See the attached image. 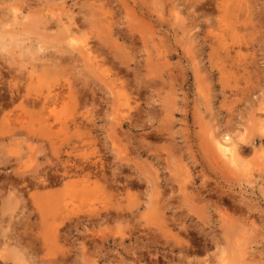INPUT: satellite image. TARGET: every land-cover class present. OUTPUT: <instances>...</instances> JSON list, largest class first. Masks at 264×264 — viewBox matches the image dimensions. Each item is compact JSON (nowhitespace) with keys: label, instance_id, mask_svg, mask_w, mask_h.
I'll list each match as a JSON object with an SVG mask.
<instances>
[{"label":"rangeland","instance_id":"rangeland-1","mask_svg":"<svg viewBox=\"0 0 264 264\" xmlns=\"http://www.w3.org/2000/svg\"><path fill=\"white\" fill-rule=\"evenodd\" d=\"M0 1V264H264V0Z\"/></svg>","mask_w":264,"mask_h":264},{"label":"bare ground","instance_id":"bare-ground-1","mask_svg":"<svg viewBox=\"0 0 264 264\" xmlns=\"http://www.w3.org/2000/svg\"><path fill=\"white\" fill-rule=\"evenodd\" d=\"M1 2V1H0ZM241 3H243V1L241 2ZM248 4V3H247ZM241 5V4H240ZM246 5V4H245ZM249 5V4H248ZM239 6V5H238ZM250 7V6H249ZM245 8V7H244ZM1 9H2V7H1ZM251 9V8H250ZM1 11V10H0ZM3 11H4V9H3ZM245 11V10H244ZM249 11V10H248ZM251 12V11H250ZM2 13V11L0 12V14ZM15 15L17 16V14L15 13ZM4 18V17H3ZM3 18H2V20H3ZM5 21V20H4ZM3 21V22H4ZM6 21H7V19H6ZM1 22V21H0ZM57 23V26H59L60 27V29H61V31H62V33H64V34H62L63 35V38L64 39H68V41L71 43V41L73 40V38L75 37V33L76 32H74L75 30L72 28V25H70V23L69 24H65L63 21H57L56 22ZM1 24V23H0ZM72 24V23H71ZM2 26H0V28H1ZM78 27V26H77ZM109 27V26H108ZM79 29V28H78ZM77 29V30H78ZM108 29H110V27L108 28ZM2 31V29L0 30V32ZM102 37L100 36L99 37V39H101ZM20 40V39H19ZM23 40V39H22ZM102 40V39H101ZM20 43V42H19ZM31 43V44H30ZM30 43H28V44H26L25 46L27 47V48H32V47H34L35 46V48H37V49H40L42 46H37V45H34L32 42H30ZM95 44L94 45H97L96 44V42H94ZM101 43V42H100ZM99 43V44H100ZM5 44V42H4V40H3V36L0 34V48H4L3 47V45ZM23 44V43H22ZM30 44V45H29ZM93 45V44H92ZM94 45H93V47H94ZM99 47V46H98ZM97 46H95V49L96 48H98ZM22 48H25V47H22ZM94 49V50H95ZM99 49H100V47H99ZM99 49H96L97 51H99ZM79 50H80V52H82V54L84 53L85 55H86V57L87 58H89V60H92L93 62H91L90 63V65L92 64L93 65V69L94 68H96V67H98V68H100V66L102 67V65H101V61H99L98 59H97V57H98V55H95L93 52H95V51H93V48H92V46L91 45H89V43L88 42H86V43H84V45H82L81 47H79ZM24 51H28V50H25L24 49ZM240 51V50H239ZM22 52H23V50H22ZM45 53V52H44ZM238 54V53H237ZM43 55V54H42ZM41 55V59L44 61V62H42L41 60L39 61V63L40 64H37L36 65V63L34 64V68L35 69H32L31 71H29V73L27 74V75H29L30 76V79H31V82H30V80H28L27 79V77L28 76H26L25 78H26V80H28L30 83L28 84V82L26 83V84H28L27 85V89H29L32 85H33V82H35V81H38V80H40V77H43V76H45V75H43V74H45V73H43V74H41V72L40 71H38L39 69H41L42 68V70H45V68L46 67H49V66H51V67H53L52 65L54 64V66H57L58 64L56 63V62H54V61H52V59H50V61H52V62H54L52 65L51 64H49L50 62H48V61H45L46 59H44V58H46V57H44L43 58V56ZM239 55H240V53H239ZM50 58V57H49ZM84 60V59H83ZM85 61V60H84ZM86 62H87V64H88V61L86 60ZM97 64V65H96ZM104 64V63H103ZM89 65V66H90ZM95 65H96V67H95ZM54 68V67H53ZM52 68V69H53ZM98 68H96V69H98ZM47 69V68H46ZM92 69V70H93ZM55 70H56V68H55ZM95 70V69H94ZM93 70V71H94ZM103 71H104V68L102 69ZM46 71V70H45ZM49 71V70H48ZM107 71H108V69H107ZM47 72V71H46ZM107 73V72H106ZM47 75V74H46ZM108 75V74H107ZM2 77H3V73L1 72V70H0V78L2 79ZM118 77V76H117ZM107 78H108V76H107ZM115 78V77H114ZM23 79V78H22ZM38 79V80H37ZM105 79L106 78H104L103 79V81H105ZM109 79H110V77H109ZM107 81H108V79H106ZM114 80V79H113ZM112 81V80H111ZM115 81V80H114ZM23 82V81H22ZM14 83V85H11L12 87H10V90H9V93H8V98H6L5 100L6 101H11L10 103H14L15 101H20V104H21V101H44L43 103H42V105H41V110L45 107V102L46 101H56V99L57 98H60V97H62L63 95V90H59V91H57V92H55L53 95H49V94H46V95H43V96H41L40 98H38V99H36L35 97H31L30 96V92H26L25 94H23L22 92H21V88H20V85H18V83H15V82H13ZM105 83V85H106V82H104ZM108 83V82H107ZM25 84V85H26ZM109 84H111V82L109 83ZM23 85V84H22ZM24 85V86H25ZM61 86V85H60ZM66 86V85H65ZM62 88V87H61ZM114 90H112V92H113ZM114 93V92H113ZM119 95H120V93H119ZM128 95V94H127ZM113 96H116V92L113 94ZM94 97L95 96H93V100H94ZM123 97V96H122ZM125 97V96H124ZM128 97V96H127ZM121 98V97H120ZM113 99H116L117 100V98H114L113 97ZM4 100V101H5ZM115 101V100H114ZM9 103V104H10ZM8 104V103H7ZM17 105V104H16ZM22 105V104H21ZM7 106V105H6ZM9 106V105H8ZM14 106H15V103H14ZM40 108V107H39ZM3 105H1V103H0V110L2 111V113H3ZM11 110V109H10ZM44 111H45V108H44ZM4 114V113H3ZM8 114V113H7ZM13 114V113H12ZM42 115V114H41ZM45 115V114H44ZM43 115V116H44ZM1 116V115H0ZM5 116H6V114H5ZM4 116V117H5ZM2 117V116H1ZM7 118V117H6ZM8 119V118H7ZM6 120V119H5ZM256 120V122L257 123H259V121L260 120H258V119H254V121ZM7 121V120H6ZM64 121V120H63ZM11 122H12V120H11ZM39 122H40V127L42 128L43 127V129H41V131L40 132H42V130H47V132L49 131L50 132V130L52 129L51 127H52V124L49 122V120H48V117L47 118H45V116L43 117V118H41V119H39ZM54 122V121H53ZM55 122H56V120H55ZM9 123V122H8ZM262 122H260V124H261ZM10 124V123H9ZM19 124L20 125H18V130L20 131V130H22V132L24 131V132H26V133H32V134H34V132L33 131H35L36 129L34 128V126H33V123H32V121H29V122H27L26 121V123L24 122V121H19ZM252 124H254V123H252ZM256 124V123H255ZM255 124H254V126H255ZM262 124H264V123H262ZM261 124V125H262ZM253 126V125H252ZM252 126H251V128H252ZM264 125H262V127H263ZM16 127V126H15ZM246 127V126H245ZM48 129H50V130H48ZM257 128H256V126H255V128H254V130H256ZM247 130V129H246ZM250 130V129H249ZM253 130V129H252ZM251 131V130H250ZM249 131V132H250ZM261 131V130H260ZM44 132V131H43ZM46 132V131H45ZM44 132V133H45ZM221 132V131H220ZM219 132V133H220ZM256 132H258L257 130H256ZM43 133V134H44ZM214 133V132H213ZM218 133V132H217ZM230 133V132H229ZM229 133H227V131H226V133H224L223 134V132L222 133H220V135L222 134V136H219L218 134H217V136H219V137H215L214 138V143H215V146H216V148H217V150H219L222 154V156L224 157H226L227 159H229L228 160V164H233V166H235L236 164H234V163H237V161H238V159L240 158L239 157V146L241 145H243L242 144V141H240L241 142V144L239 145V140H241V139H239L238 138V140H236L237 139V137H238V135L236 136V138L232 135L231 136V134H229ZM237 133V132H236ZM251 133V132H250ZM249 133V134H250ZM262 133H263V131H262ZM14 134V133H13ZM42 134V133H41ZM16 135V134H15ZM213 135V134H212ZM216 135V134H215ZM240 135V134H239ZM243 136V135H242ZM252 136V135H251ZM257 136H258V134H257ZM262 136V135H261ZM264 137V136H263ZM241 138H244V136L243 137H241ZM250 138V137H249ZM261 139V138H260ZM245 141H246V139H244ZM264 140V139H263ZM244 141V144L246 143ZM247 141H248V139H247ZM250 141V140H249ZM255 141V140H254ZM260 141H262V140H260ZM250 142H253V141H250ZM249 142V143H250ZM261 143V142H260ZM250 144H252V143H250ZM257 144V143H256ZM246 145H248L247 143H246ZM254 145V144H253ZM241 146H240V148H241ZM261 146H262V144H261ZM261 146H258V147H261ZM32 146L30 145V148H31ZM252 147V146H251ZM256 147V146H255ZM263 147V146H262ZM243 149H244V147H242ZM253 148V147H252ZM251 148V149H252ZM256 149H259V148H256ZM246 150V149H245ZM242 151V150H241ZM250 151V150H249ZM252 151V150H251ZM257 152H258V150H257ZM254 153L256 154V152L254 151ZM242 155V154H241ZM241 158H242V156H241ZM226 160V159H225ZM101 161V160H100ZM227 161V160H226ZM2 162V161H1ZM94 162V161H93ZM232 162V163H231ZM89 163V162H88ZM239 163V162H238ZM238 163H237V166H238ZM243 163V162H242ZM94 164V163H93ZM240 164V163H239ZM99 165H100V167H101V169L99 170H94V169H88L87 168V166H79L80 167V172H83V176H84V181H85V187H84V191H85V196L87 197V194L89 193H92V188L93 187H91V185L93 184V182L94 183H97L96 181L97 180H99L98 179V175L100 174V175H103V171H102V168H104L103 166H104V163H103V161H101V163L99 162ZM90 166V165H89ZM88 166V167H89ZM92 168H93V166H91ZM99 167V168H100ZM90 168V167H89ZM95 168V167H94ZM78 169V168H77ZM86 169H88V170H86ZM95 169H97V168H95ZM78 170V171H79ZM84 172H86V173H84ZM68 173V170H65L64 171V174H67ZM62 174V173H61ZM62 176H64V175H62ZM67 176V175H66ZM96 178L97 180L96 181H91L90 179L91 178ZM44 179V178H43ZM145 179H147V178H145ZM45 181V180H44ZM134 183V182H133ZM133 183H130V184H132V185H134ZM128 184H129V182H128ZM129 184V185H130ZM125 185V187H126V184H124ZM131 186V185H130ZM129 186V187H130ZM135 186V185H134ZM91 187V188H90ZM124 187V186H123ZM132 187V186H131ZM10 195V194H9ZM8 195V196H9ZM11 195H12V197L13 198H9L8 200H10V201H12L13 203H14V200L15 199H17V194L15 195V192H11ZM15 196V197H14ZM248 230H250V229H248ZM250 231H252V230H250ZM254 231V230H253ZM40 233V232H39ZM43 234V233H42ZM54 237V236H53ZM10 239V238H9ZM52 239V238H51ZM6 244H7V241L5 242ZM8 246V245H7ZM13 251V250H12ZM14 252H15V258H18V259H20L21 260V263L23 262V264H28V261H27V257L26 256H24L22 253H20V251H16L15 250V248H14ZM14 256V255H13ZM30 260V259H29ZM30 264V263H29Z\"/></svg>","mask_w":264,"mask_h":264}]
</instances>
